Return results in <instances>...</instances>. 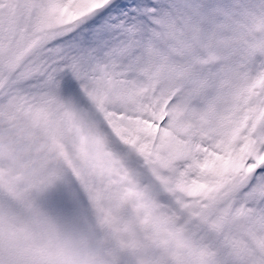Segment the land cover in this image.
<instances>
[{
	"label": "snow or ice",
	"instance_id": "6c2138e0",
	"mask_svg": "<svg viewBox=\"0 0 264 264\" xmlns=\"http://www.w3.org/2000/svg\"><path fill=\"white\" fill-rule=\"evenodd\" d=\"M0 264H264V0H0Z\"/></svg>",
	"mask_w": 264,
	"mask_h": 264
}]
</instances>
